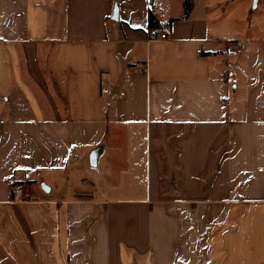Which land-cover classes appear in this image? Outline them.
Instances as JSON below:
<instances>
[{
	"label": "crops",
	"instance_id": "crops-1",
	"mask_svg": "<svg viewBox=\"0 0 264 264\" xmlns=\"http://www.w3.org/2000/svg\"><path fill=\"white\" fill-rule=\"evenodd\" d=\"M254 1L0 0V264H264Z\"/></svg>",
	"mask_w": 264,
	"mask_h": 264
},
{
	"label": "built area",
	"instance_id": "built-area-1",
	"mask_svg": "<svg viewBox=\"0 0 264 264\" xmlns=\"http://www.w3.org/2000/svg\"><path fill=\"white\" fill-rule=\"evenodd\" d=\"M146 36L150 40H164L168 35L165 27L154 24L153 26L148 27V29L146 30ZM20 188L21 185L14 186V192L16 193L17 197L20 196Z\"/></svg>",
	"mask_w": 264,
	"mask_h": 264
},
{
	"label": "trees",
	"instance_id": "trees-1",
	"mask_svg": "<svg viewBox=\"0 0 264 264\" xmlns=\"http://www.w3.org/2000/svg\"><path fill=\"white\" fill-rule=\"evenodd\" d=\"M183 7H184V15L187 16L188 13L190 12V9H191L190 0H183ZM148 24H149V27H151L155 24L154 17L152 16L151 13H149V16H148ZM200 54H201V52H200Z\"/></svg>",
	"mask_w": 264,
	"mask_h": 264
},
{
	"label": "rangeland",
	"instance_id": "rangeland-1",
	"mask_svg": "<svg viewBox=\"0 0 264 264\" xmlns=\"http://www.w3.org/2000/svg\"><path fill=\"white\" fill-rule=\"evenodd\" d=\"M254 1V0H253ZM256 3V0L253 2V5ZM255 6V5H254ZM234 48V47H233Z\"/></svg>",
	"mask_w": 264,
	"mask_h": 264
}]
</instances>
